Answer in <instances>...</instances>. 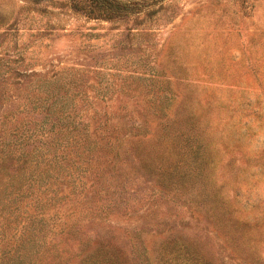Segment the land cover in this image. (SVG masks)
Instances as JSON below:
<instances>
[{"label":"rangeland","instance_id":"rangeland-1","mask_svg":"<svg viewBox=\"0 0 264 264\" xmlns=\"http://www.w3.org/2000/svg\"><path fill=\"white\" fill-rule=\"evenodd\" d=\"M112 4L0 0V151L65 125L0 264H264V0Z\"/></svg>","mask_w":264,"mask_h":264},{"label":"trees","instance_id":"trees-1","mask_svg":"<svg viewBox=\"0 0 264 264\" xmlns=\"http://www.w3.org/2000/svg\"><path fill=\"white\" fill-rule=\"evenodd\" d=\"M95 1L110 6L114 5L112 2L115 0ZM3 94L4 89L0 84V99ZM62 115L63 110H60L58 118L51 126V133L54 136L49 132L45 134L44 123L33 129L28 127L29 124H26L22 128L19 126L13 136V142L2 144L3 148L0 151V226H2L3 221H8L10 218L14 220L21 217L30 218L32 214L29 211L22 212V209H20L23 204L29 206L31 204L45 205L48 203L47 193L49 191L50 173L61 168V162L53 161L52 156H58V153L61 154L63 150V146L59 145L58 147V143L56 144L53 140L56 136L55 128L60 127L61 132L62 128L65 129V125L59 124L63 121ZM59 117L62 118L59 120ZM57 122L58 127L55 126ZM3 131H5L4 122L0 119V138H3L1 133ZM14 139L16 140L14 141ZM10 163L14 164V174L3 177L1 174L9 171ZM16 205V209H10ZM26 231L27 226H21L20 229L16 230L15 236H18V239L15 240V243L22 241V236ZM8 242H5L6 245L10 243ZM25 248H22V250H25Z\"/></svg>","mask_w":264,"mask_h":264}]
</instances>
